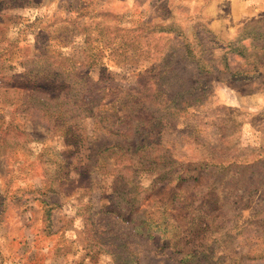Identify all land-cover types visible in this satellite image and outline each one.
<instances>
[{"label": "rangeland", "instance_id": "1", "mask_svg": "<svg viewBox=\"0 0 264 264\" xmlns=\"http://www.w3.org/2000/svg\"><path fill=\"white\" fill-rule=\"evenodd\" d=\"M250 4L258 9L251 18L264 17V0ZM251 18L246 0H0V264H122L116 255L128 251L110 234L127 241L139 264H180L189 246L171 225L159 239L123 219L113 174L92 166L112 141L94 130L92 117L77 109L55 118L28 98L33 81L22 72L46 43L50 59L95 79L103 72L118 87L195 88L199 98L164 127L161 141L178 165L223 164L201 166L210 172L205 184L191 181L184 194L196 200L208 187L217 195L220 216L206 241L214 264H232L233 251H249L236 264H264V256L249 257L264 252V49L246 37ZM93 54L99 64L79 65ZM130 175L140 197L131 216L142 207L157 216L152 172L132 167ZM163 202L170 224L178 223L170 215H187Z\"/></svg>", "mask_w": 264, "mask_h": 264}, {"label": "trees", "instance_id": "2", "mask_svg": "<svg viewBox=\"0 0 264 264\" xmlns=\"http://www.w3.org/2000/svg\"><path fill=\"white\" fill-rule=\"evenodd\" d=\"M242 27L246 29V37H250L251 42L258 41L257 44H253L254 47L264 49V17L248 19ZM46 44L38 47V51L44 50L39 54L41 58H38L37 61H33L32 58V67L24 70L23 76L20 75L27 76L28 83L33 81L30 85L28 98L32 97L41 111H46L51 116L55 115V118L62 119L65 114L77 109H81L92 117L94 130L104 132L112 139L100 149L92 166H95L94 169H102L106 173L113 174L112 182L116 202L120 204V208L125 209V213H128L126 216L122 215L123 219L131 222L137 232L144 231L149 237H154V233L157 232L161 236L159 239L164 238L165 233L168 232V225H171L174 234L177 237L180 236L177 242L185 239V242L189 244L186 251L179 257L180 264H205L206 262L214 264L218 257L209 251V244L206 241L208 237H211L213 232H211V228L216 217L220 216L215 213L217 195L208 187L200 189L201 193L196 200L188 201L190 197L184 196V194L185 187H189L191 181L195 186L205 184L203 181L210 172H200L201 166L205 170L211 165L222 166L223 164L207 158L198 162V170L196 169L197 165L191 163L181 166L180 162L178 165L177 156L168 150L161 141L164 127L168 124H175L174 117L187 110L192 105L191 102L199 98L195 88L189 87L170 93L164 92L160 88L151 89L145 84L128 88L118 87L113 83V78L105 77L103 72H100L98 78L95 79L89 73L76 69L74 63L66 66L62 61L50 59L45 52ZM129 51H133V48H130ZM88 58L84 57L78 61L79 65L81 63L87 65L84 69L91 68L101 62L95 54ZM259 62H256L258 66ZM260 64L264 67V61H261ZM44 81H49L53 86L49 87ZM65 134L68 138L72 137L73 145H76V134H73L72 129L68 126L65 129ZM221 160L223 159L220 158ZM236 161L237 159L230 161L228 166L233 165ZM190 165L194 167L191 168ZM132 167H140L152 172L154 181L152 190L156 197L160 196L157 216H151L148 213V208L145 207L141 208L142 213H139L137 217L131 216L133 208L138 206L136 201L140 199L139 191L132 192L135 190L133 187H138V184L131 179ZM246 179L250 184L254 181L253 176ZM158 183L159 185L161 183L159 188ZM127 184L130 185L129 189H127ZM164 196L168 198L169 205L174 206L175 204L171 209L188 210L184 217L170 215V218L174 221L178 220V223L170 224V221H166L167 202L161 204ZM45 213L46 219H49L50 208L46 209ZM109 239L117 246L127 249L129 255L127 258H122L121 254L116 255L122 264H139L137 255H134L135 253L130 249L125 239L116 234H110ZM248 252L233 251L229 261L236 264L247 256ZM222 256L225 258L224 255ZM258 256H264V252L255 251L249 257ZM225 259L227 260V258Z\"/></svg>", "mask_w": 264, "mask_h": 264}, {"label": "crops", "instance_id": "3", "mask_svg": "<svg viewBox=\"0 0 264 264\" xmlns=\"http://www.w3.org/2000/svg\"><path fill=\"white\" fill-rule=\"evenodd\" d=\"M250 2H252V0L251 1L246 0V18H248V17L251 18V16L254 15L253 11H255V13H256L257 12L256 10H258L255 8L256 5L250 4Z\"/></svg>", "mask_w": 264, "mask_h": 264}]
</instances>
